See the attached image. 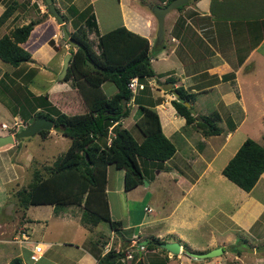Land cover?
<instances>
[{"label":"crops","instance_id":"obj_1","mask_svg":"<svg viewBox=\"0 0 264 264\" xmlns=\"http://www.w3.org/2000/svg\"><path fill=\"white\" fill-rule=\"evenodd\" d=\"M74 1L53 2L57 8L64 11L71 4L75 6ZM97 1L88 0L84 6L76 8L83 10L88 5H93L95 15L94 5ZM117 2L121 22L110 30L123 25L146 37L149 44L159 45L157 40L155 44L153 41L157 26L154 23L155 17L149 12L151 5H145L141 1L139 3L143 5H137L133 0ZM159 3L162 2L156 0L153 5ZM3 11L4 6L0 3V15ZM130 15L134 18H130ZM167 16L170 17V22L166 32L164 30L162 51L153 54L151 60V63L160 62L161 67L156 69V72L153 68L155 80L146 81L149 90L138 91L136 94H141L142 103H153L163 134L176 146L174 155L163 164H149L153 169V176L147 179L148 183L144 186L141 183L128 191L124 189V169L108 166L105 193L109 214L113 221L121 223L112 229L108 222H104L108 224L110 230L107 235L79 233L77 241L79 244L69 242L68 246H75V253H72L73 257L66 263L56 259L58 254L56 248L61 246V242L51 236L49 225L44 223L45 231L40 239L34 237L27 231L29 229L27 224L29 220L33 222L31 221L33 219H26L21 211L22 220L19 221L21 235L23 233L28 238L23 241L20 231L16 233L20 236L19 248L23 249L29 258L33 246L36 243L41 244L43 253L35 264H97L95 256L98 254L102 256L109 249L115 250L116 255L113 258L119 259L122 264H139L138 261L141 264H226L223 258L194 259L187 255L186 251L199 254L221 247L223 252L219 256H225L226 259L234 257L242 261L245 257L241 254L243 246L248 248L249 254L251 252L255 254L257 251L253 246L256 245L251 241L264 243V172L249 192L239 188L221 173L247 138L244 136L240 138L237 132L246 124L245 120L249 115L245 96L253 87V82H250L252 74L257 73L259 68L262 75L264 73V0H191L183 8L168 12L164 22ZM108 21L109 18H104L105 23ZM41 22L34 27L27 41L22 44L25 49L32 36L38 30H42ZM96 24L98 29L100 27L98 18ZM141 27L145 33L139 32ZM98 33L104 32L100 33L98 30ZM4 34L6 33L2 35ZM96 34L94 33L97 37ZM44 47L42 44L36 49L32 46L27 50L31 56H35L32 52L41 54L46 50ZM66 53L61 49L55 51L48 48L43 59L45 61L37 62V59H32L26 65H30L29 69H36L34 79L38 75L45 76L41 72L42 69L43 71L48 69V73L58 71L56 75L58 78L62 61L57 68L48 66L47 62L54 59V56L64 57ZM38 64L43 66L39 67ZM26 72H22L20 77ZM4 75L5 72H2L1 77ZM34 79L29 81V89L35 84ZM168 79H172L173 82ZM165 83L172 85L173 92L176 87L182 86L192 94L193 100L188 103L199 116H207L212 112L219 115L220 119L216 125L224 122L228 128L225 139L222 142L218 141L223 131L205 136L192 125L186 127L185 118L177 114L171 103L175 96L163 88ZM257 85L264 89V78ZM32 92L35 95L44 94L41 91ZM115 92L114 86L107 96ZM152 92L153 98H150ZM260 95L264 96V90ZM209 102H212L211 106L208 105ZM133 105L137 107L131 99L128 106ZM0 107H2L0 114L3 116L19 117L13 116L5 105L0 104ZM129 117L122 119L121 124ZM134 123L135 121L130 119L128 127ZM183 128H186L187 132ZM1 132L0 126V134ZM220 155L222 164L221 167H217L215 162ZM9 162L10 160L6 159L0 167L3 169L0 173L4 180L0 185L1 190L11 179L12 166ZM149 165L142 167L145 175ZM127 193H138V197L132 199ZM129 200L134 202L132 206ZM79 217L81 220V216ZM87 225L90 226L88 223ZM11 238H15V235L10 236V241ZM151 240H158L159 243L155 248L147 249L146 245ZM167 242L178 243L180 252L173 254L159 246L160 243ZM226 247L230 251H225ZM250 248H253V251ZM125 250L133 253L132 259L124 257ZM135 252L138 253V260L135 259ZM261 253L264 255V250ZM261 258L260 261H263L261 264H264V257ZM132 260L135 263H132Z\"/></svg>","mask_w":264,"mask_h":264},{"label":"trees","instance_id":"obj_2","mask_svg":"<svg viewBox=\"0 0 264 264\" xmlns=\"http://www.w3.org/2000/svg\"><path fill=\"white\" fill-rule=\"evenodd\" d=\"M163 1L167 3L170 0ZM21 8L22 5L17 0L8 3L0 15V27L15 10ZM66 11H69V19L74 26L70 37L77 40L80 47L70 51L68 71L62 82H71L85 105V111L69 115L51 102L49 93L35 95L28 88V83L34 75L32 72L27 80L23 78L24 83L18 82L8 74L0 78V93H8L15 102L12 106L7 104L13 116L23 118L28 124L44 116L54 122L56 131L70 139L62 154L50 165L44 164L41 169L36 167L32 172L31 181L14 191L15 203L24 214L30 206L50 205L54 213H60L59 211L69 207L81 208L82 222L90 225L108 222L110 227L115 229L121 222L113 221L109 214L105 193L108 166L124 169V189L128 191L143 183V163L163 164L175 153L174 144L162 132L153 103H142V98L137 97V94L127 87L132 77H138L141 82L146 83L145 89L138 91H148L146 80L154 77L151 60L153 54L162 49L163 43L151 47L146 37L123 25L99 34L91 5L79 10L71 4ZM39 22L31 20L0 36L2 62L18 68L21 64L31 61V53L22 44L27 41ZM86 28L97 33V52L85 38ZM86 60L94 62L100 69L87 67ZM19 78L22 79L20 76ZM169 81L173 82L172 79ZM104 82L114 84L116 92L113 95L107 96L102 91L101 85ZM14 84L15 88L19 87L18 90H21L20 96L13 91ZM174 90L185 101L193 100L194 96L182 86ZM123 99L126 100L125 111L122 106ZM131 99L139 110V118L134 127L142 137L140 141L121 124V120L129 115L128 103ZM171 103L177 114L185 118L186 126H194L203 135L219 133L216 122L220 117L216 113L213 112V119L211 116L201 115L203 120L196 121L189 108L177 98ZM37 134L44 139L49 131L41 130ZM263 172L264 144L246 138L221 173L239 188L249 192ZM158 243V240H151L146 248L153 249ZM115 255L114 250H109L95 258L97 264H122L119 259L112 260ZM138 263L141 264L140 261ZM9 264L23 263L19 257H14Z\"/></svg>","mask_w":264,"mask_h":264},{"label":"rangeland","instance_id":"obj_3","mask_svg":"<svg viewBox=\"0 0 264 264\" xmlns=\"http://www.w3.org/2000/svg\"><path fill=\"white\" fill-rule=\"evenodd\" d=\"M11 1L12 0H1L0 3H2L5 8V6ZM17 1L22 5L21 8L22 10H15L13 14L9 17V19H7L3 23V25L0 27V36L3 33H9L15 27H19L24 24H27L31 20H39L40 22L42 21L41 22L42 30H38L35 33V35L32 36V39L28 42L26 48L30 49V47L33 46V49H36L43 44L46 50H44V52H42L41 54H36L37 53L36 51L32 52L35 56H31V61L32 59H37V62L38 60L45 61L43 59L44 57H46L48 48L50 50L53 49L55 51L61 49L64 52H69L68 49L69 44L62 37L61 27L56 23L54 17L47 12V7L43 0H17ZM87 1L88 0H75L74 1L75 7L80 8L81 6H84V4L87 3ZM133 1L137 5H143V4L153 5L154 2H156V0H133ZM140 1L143 4L139 3ZM159 1L162 2L159 3V5L165 4L164 3L165 1L162 0ZM117 3H118L117 0H98L95 3L94 5L96 12L95 17H97L98 20L100 21V27H98L97 31L99 30L100 33L102 32L106 33L107 29L110 30L111 27H115L120 24L121 21H120L119 12L117 10L118 8ZM91 7L93 9V5H91ZM57 10L61 13V15L67 17L64 19V21H65V26L70 34L71 32L74 31V26L71 23V20L69 19L70 17L69 11H66V8L64 11H61L59 8H57ZM143 10L146 11L145 9ZM149 12L151 13L150 9ZM168 16L166 17L164 22L165 32L167 30V25L170 22V17ZM104 18L106 19L109 18V21L105 23ZM130 18L133 19L134 17L130 15ZM151 23H152L151 26L153 28V17ZM154 23L157 26L155 19H154ZM84 32H85L84 34L86 35L85 38L88 41H90L92 47L95 46L97 37L94 35V33L91 32V30L89 31L87 28L84 30ZM139 32L145 33L143 27H141V30ZM156 40L157 38L155 33V37L153 38L154 44L156 43ZM150 46L153 47L154 46L153 43L152 44L150 43ZM75 49L76 47H73L71 51H74ZM95 51L97 52L96 46H95ZM63 58L64 57L54 56V59L48 60L47 64L50 67L57 68V65H59L60 61H63ZM26 63L21 64L18 68L15 69L11 65L4 63L0 60V77L2 75V72L3 73L5 72V74H8L11 78L14 79L16 78L15 80H19L20 78L17 77H19L22 72L27 71L23 75L22 79H20V83H24L25 80H23V78L25 79L29 78V74L31 72L34 74L36 71L35 68L29 69L30 65H26ZM38 66L41 67L43 65L38 64ZM151 66L152 69L154 68L156 72V69H159L161 67V63L152 62ZM37 70L39 69L37 68ZM47 70L43 71L42 69L41 71L42 74H45V76L38 75L36 76V79H34L32 76V80L34 79L35 84L30 86V89L37 93H39L40 91L44 93L49 91L51 102L57 107H59V109H61L63 112H66L69 115L84 112L85 105L82 102L78 92L75 89H73V85L71 84V82L70 81L62 82V80H59L56 76L58 71L48 73ZM263 75L260 68L257 73L254 72L252 74V80L250 82H253V87L248 91V93L245 96V99H247L249 115H247V118L245 120L246 124L242 127V129H239L237 132L240 138L244 136V138L247 137L253 140L255 139L261 144H264V96L260 95V93L263 92L264 89L262 87H258L257 84L260 80L264 78ZM147 80L150 81L155 79L151 78ZM256 87L257 89H254ZM18 88L19 87L15 88V84H14V88L12 89L18 96H20L21 90L19 91ZM110 89L111 90L114 89V85L110 82H105L102 86V90L106 95H109ZM147 90H149V87L147 88ZM137 97H140V99L142 98L141 94H137ZM150 98H153V92L150 94ZM8 103L11 104L12 106V104L15 102L14 100L11 99V97L8 96V93L7 95L5 93H0V104L5 105L7 107ZM208 105L211 106L212 102H209ZM128 108L130 110L128 116L130 117L125 119V121L122 124L125 127L129 128L135 139H138L140 141L142 137L139 131L134 127V125L128 127L130 119L136 121L139 118V110L134 105L132 107L129 106ZM0 109L2 110V107H0ZM207 116H211L212 119L214 118L213 112L208 114ZM259 116L260 118H262L261 120ZM15 122H18V124L20 125L18 130H16L15 128L3 129L2 127L3 124L9 126V125H13V123ZM20 122H22V124ZM28 125H29L28 122L26 121L24 122L23 118L21 119L20 117L18 118L5 117L2 114H0V126L2 130L1 134L15 135L19 131V129H24ZM218 126L220 131H223L220 139L218 140L222 142L225 139L226 129L228 128H226L227 126L225 125L224 122L219 123ZM183 130L186 131V128H183ZM69 142L70 139L68 137L63 136L53 127L49 131V134L44 139H42L38 134H36L32 137L16 140L15 143L12 145L8 144L0 147V167L3 166L6 159L8 161L10 160L9 164L12 166L10 167L11 168L10 171L12 173L10 179L11 181L10 180L8 181L7 183L8 185L2 186L4 187L3 190L0 189V264H9V261L14 257H19L22 260L23 264H35L34 262H31L29 260L28 255L24 254L23 249L19 248L21 245V242L18 241L20 236L16 233L21 230V223L19 221L22 220V217H21V210L18 209V206L15 203L13 191H16L18 188L25 186L31 181L32 172L36 167L38 169H41L44 164L50 165L57 158L58 155L62 154L66 150V148L69 145ZM224 154L225 153L223 152L222 155ZM150 163L151 162H145L142 164V166L143 167L148 166ZM221 164L222 161L220 155L218 160L215 162V165L217 167H221ZM1 170L3 169L1 168L0 171ZM145 173H146L145 179L143 180L142 183L143 186L145 185V183H148L147 179L153 176V169L151 168V165H149ZM3 181H4L3 176L0 173V185L1 183H3ZM3 191H6L7 193V194L5 193L6 196H4L5 194L3 193ZM128 196L129 197L131 196L133 199L135 197H138V193H130L128 194ZM128 202L131 206L134 203L133 201L130 200ZM59 212L60 213H54L53 208L50 205L30 206L25 211V218L33 219L31 220L33 222H29L27 224V226L29 227L27 231L28 233L32 234L34 237H37L39 239L41 238V236L44 234L45 231L44 223H47L49 225L48 230L51 232V236L56 237V241L61 242V246L56 248V252H58L56 259L61 261L62 263H66L69 259L73 257L72 253H75V246H68V245L69 242H73L75 244L80 243L77 242L79 233L83 234L84 232L85 233L92 232V233H101L105 235L109 234L110 230L107 223L102 222L98 225L89 226L84 222H82L81 220H79L78 219L80 218L79 216L82 215L81 208L78 209L77 207H69ZM70 216H76V217H70ZM11 235H15V238H11L12 241L9 240ZM251 242L254 245H256L253 247L256 248L257 253L253 254L251 252L249 254L250 251L242 249L241 254L245 256L242 261L236 260L234 257L231 259L228 258L226 259V257L225 256L222 257V255L214 258H219V259L223 258V262H225L226 264H261L263 261L262 260L260 261V258L264 257V255L261 253V251L264 250V243L261 244V242L256 240ZM224 250L230 251V249L227 247L224 248ZM134 255H135V259L138 260L139 259L138 253L135 252ZM132 263H135V261L132 260Z\"/></svg>","mask_w":264,"mask_h":264},{"label":"water","instance_id":"obj_4","mask_svg":"<svg viewBox=\"0 0 264 264\" xmlns=\"http://www.w3.org/2000/svg\"><path fill=\"white\" fill-rule=\"evenodd\" d=\"M44 3L46 4L47 7V12L54 17L56 20V23L61 27L62 31V37L64 40H66L69 44L68 49L69 51L72 50L73 47H80V43L75 40L74 38L70 37V34L65 26V21L64 18L62 17L61 13L57 10L53 0H43ZM191 0H170L164 5H153L150 6L149 8L151 9V12L153 16L156 19L157 23V31H156V38H157V43L161 44L163 41L164 37V18L168 12L171 10H175L183 5H186L188 2ZM71 59V53L67 52L63 58L62 61V70L60 74L58 75V79L62 80L67 71H68V66L69 62ZM86 65L87 67L91 69H100L98 66L94 64V62H91L89 60H86ZM164 89L167 91L172 92V94L179 100V102L183 103L186 107L189 108V111L192 115L195 116L196 120H202V118L196 114L195 110L190 106V104L185 101L183 98L179 97V94L177 92H173L172 90V85L170 83H165ZM122 106H123V111L126 109V100H122ZM54 127V122L52 120H49L45 118L44 116L38 117L36 120L31 122L26 128L20 130L18 133L15 135L13 134H0V147L8 145V144H14L16 140L22 139V138H28L36 135L39 131L41 130H48L50 131ZM146 243V242H144ZM159 246L163 249H166L167 251L173 253V254H178L180 252V248L178 243L176 242H167V243H160ZM244 250H247L245 246L242 247ZM250 250L253 251L252 248ZM223 252V249L221 247L214 248L212 250H209L208 252L205 253H193L190 251H186V254L189 255L191 258L194 259H206V258H212L215 256H219ZM117 257V256H116ZM115 258H112V260Z\"/></svg>","mask_w":264,"mask_h":264},{"label":"built area","instance_id":"obj_5","mask_svg":"<svg viewBox=\"0 0 264 264\" xmlns=\"http://www.w3.org/2000/svg\"><path fill=\"white\" fill-rule=\"evenodd\" d=\"M127 87L131 90L132 93H136L137 90H142L144 89V84L142 82H140V80L138 79V77H132L128 84H127ZM22 124V122H20ZM19 124L18 122H15L13 123V125H6V124H3V128L4 129H11V128H15L16 130H18L19 128ZM22 240H27L28 237H26L23 233H22ZM43 253V250H42V247H41V244L39 243H36L34 246H33V249L31 251V253L29 254V259L31 261H37L40 256L42 255ZM124 257L126 259H132V252L130 250H125L124 251Z\"/></svg>","mask_w":264,"mask_h":264},{"label":"clouds","instance_id":"obj_6","mask_svg":"<svg viewBox=\"0 0 264 264\" xmlns=\"http://www.w3.org/2000/svg\"><path fill=\"white\" fill-rule=\"evenodd\" d=\"M151 6H153V5H151ZM149 7H150V6H149ZM150 10H151V9H150ZM70 51H71V50H70ZM70 51H69V52H70ZM138 79H139V78H138ZM140 82H141V81H140ZM142 83H143V82H142ZM144 88H145V85H144ZM137 92H138V90L136 91V93H137ZM3 129H4V128H3ZM18 132H19V131H18ZM18 132H17V133H18ZM21 231H22V230H21ZM20 235H21V232H20ZM32 262H35V261H32Z\"/></svg>","mask_w":264,"mask_h":264},{"label":"flooded vegetation","instance_id":"obj_7","mask_svg":"<svg viewBox=\"0 0 264 264\" xmlns=\"http://www.w3.org/2000/svg\"><path fill=\"white\" fill-rule=\"evenodd\" d=\"M165 4H166V1H165Z\"/></svg>","mask_w":264,"mask_h":264}]
</instances>
